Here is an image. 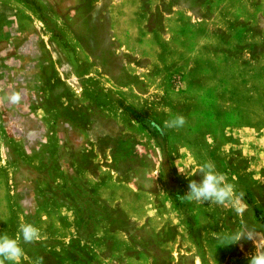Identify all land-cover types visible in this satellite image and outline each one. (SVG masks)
I'll return each mask as SVG.
<instances>
[{
    "label": "rangeland",
    "instance_id": "374dc122",
    "mask_svg": "<svg viewBox=\"0 0 264 264\" xmlns=\"http://www.w3.org/2000/svg\"><path fill=\"white\" fill-rule=\"evenodd\" d=\"M209 160L242 213L180 199ZM24 223L19 264H248L221 238L264 245V0H0V234Z\"/></svg>",
    "mask_w": 264,
    "mask_h": 264
},
{
    "label": "clouds",
    "instance_id": "9594fccd",
    "mask_svg": "<svg viewBox=\"0 0 264 264\" xmlns=\"http://www.w3.org/2000/svg\"><path fill=\"white\" fill-rule=\"evenodd\" d=\"M12 103L20 100V95L14 93L10 97ZM186 118L183 115H176L169 120L164 121L163 126L157 125L154 121L149 120V126L156 128L161 135L166 129H180L186 124ZM200 181L190 180L188 191L180 196L182 201L194 202L197 204L211 203L219 206L225 204L236 205L234 211L237 214L242 213L243 209L238 205L243 200L245 193L237 191L236 186L228 182L225 175L216 169L212 161H205L199 167ZM258 237L249 229L244 228L240 232L226 233L221 240L227 245L235 244L241 239L252 240L255 251L248 257V264H264V245H257ZM41 239V231L31 223H24L19 226L18 235L10 237L9 235L0 234V264H19L24 255L23 244H33Z\"/></svg>",
    "mask_w": 264,
    "mask_h": 264
}]
</instances>
